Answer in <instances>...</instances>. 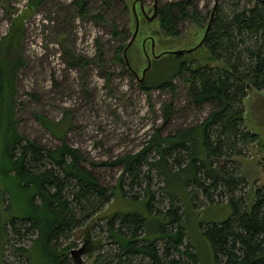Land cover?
Segmentation results:
<instances>
[{
	"label": "rangeland",
	"instance_id": "obj_1",
	"mask_svg": "<svg viewBox=\"0 0 264 264\" xmlns=\"http://www.w3.org/2000/svg\"><path fill=\"white\" fill-rule=\"evenodd\" d=\"M86 1L91 15L100 13L102 16L98 23L79 14L75 0H43L37 7L30 6L28 0H0V42L9 32L10 24L21 19L18 21L22 23L24 32L19 55L23 63L15 70L13 96L17 132L40 145L54 147L60 139L45 130L34 118L35 114L63 125L64 141L79 150L83 157L81 165L90 169L96 179L113 192L98 211L90 212L88 219L83 218L81 224L57 239L58 245L67 247L65 264H93L96 256H100L101 264H120L123 258L118 256L124 254L116 243H108L105 238L107 219L114 214L126 213L148 217L146 201L149 194L143 197L142 191L147 186L144 178L147 170L146 166H139L136 180H132L130 173L123 171L120 165L103 163H110L124 153L131 155L143 149L147 139L153 137L157 129L161 136H171L207 116L213 106L208 102L200 107L188 103V84L176 73V64L181 59L199 56L201 62L205 61V57L210 60L208 67L223 68V60H211L205 46L190 52L185 50L192 48L203 37L214 1L221 10L219 13L226 15L241 5L251 6L254 0H194L193 5L203 19L199 21V18L186 16L180 19L176 27L177 36H165L159 30L158 11L150 20L147 19L154 13V3L157 10L159 5L175 0ZM132 7L139 23L131 40L136 28ZM112 22L117 26V36L111 33ZM96 41L101 48L102 62L95 55ZM119 43L123 45L120 54L127 65L113 61ZM180 49L178 57L173 51ZM8 55L10 57V53ZM78 56L88 61L78 63ZM148 60L150 64L145 68ZM148 72L152 81L155 77L171 79L174 93L167 89L142 90L140 82ZM242 101V125L257 136L254 143L245 146L243 156L233 158L240 164V169L236 164L238 173L245 181L236 194L244 193L248 210L253 203L255 188L264 183V168L259 161L264 153V92L250 86ZM170 102L171 112L164 123L162 104ZM155 173V170H149L148 174L150 181L147 189L154 195L150 201L151 213L168 207L166 193L175 194L187 240L180 250L192 248L202 264H213V253L202 235V228L212 221L227 219L229 203L223 202L218 206L206 204L199 190L191 196L184 189L181 175L174 170L170 173L162 171L167 183L164 185L165 193L160 189L162 178ZM9 198L7 192L0 195V231L3 220L14 213L12 205L9 206ZM75 218H81V213L77 212ZM118 223H114V228L121 229ZM18 224L12 228L5 223L2 228L5 234L0 237V264L2 259L3 264L31 263L19 256L15 248L28 247L34 235L25 230L27 224ZM165 228L168 229V226ZM141 234L143 231L139 230ZM158 245L162 246V241ZM180 256L181 261L191 264L185 255ZM35 258L32 257L33 260ZM131 264H146V260L131 259Z\"/></svg>",
	"mask_w": 264,
	"mask_h": 264
},
{
	"label": "trees",
	"instance_id": "obj_2",
	"mask_svg": "<svg viewBox=\"0 0 264 264\" xmlns=\"http://www.w3.org/2000/svg\"><path fill=\"white\" fill-rule=\"evenodd\" d=\"M28 1L30 6L37 7L43 0ZM193 1H167L158 6V28L165 36H177L176 27L185 16L199 18V21L203 19ZM74 3L79 14L97 23L101 19L100 13L90 14L86 0H75ZM220 11L216 5L201 46L207 48L211 60H223V68L208 67L210 60L205 57L201 62L199 56L181 59L176 64V73L188 84V103L200 107L208 102L213 106L207 116L171 136H161L157 129L143 149L131 155L124 153L103 164L120 165L123 171L130 173L132 180H136L139 166L144 165L147 186L149 170H155V174L162 178L160 189L165 193L167 183L162 171L170 173L174 170L181 175L184 189L191 196L199 190L206 204L218 206L228 202L230 213L227 219L212 221L202 228V235L213 253V264H264V183L255 188L252 206L247 210L244 193L236 194L245 181L238 173L240 164L233 159L234 156H243L245 146L257 140L256 133L242 125V99L250 86L264 92V0H254L251 6L241 5L230 14L221 15ZM18 20L21 19L10 24L9 32L0 42V195L7 192L9 206L14 208L13 215L3 220L2 228L5 223L12 228L18 223L28 225L25 230L33 232L34 238L28 247L18 246L15 250L30 264H65L67 247L58 245L57 239L81 224L83 218L88 219L90 212L98 211L113 192L99 182L90 169L81 165L83 157L79 150L64 141L63 125L35 114L34 118L45 130L60 139L54 147L40 145L17 132L14 81L15 70L23 63L19 48L24 32ZM111 26V33L117 36L116 24L112 22ZM97 44L96 41L95 55L102 62L101 48ZM117 46L113 61L127 65L120 54L123 45L119 43ZM77 60L78 63L88 61L79 56ZM152 79L149 72L141 79L142 90L167 89L174 93L171 79ZM162 105L165 123L172 104ZM262 147L264 150V145ZM259 161L264 168V153ZM234 163L238 165L233 166ZM147 186L142 188L143 197L149 194L147 218L126 213L114 214L107 219L105 238L108 243H116L124 254L118 256L123 258L120 264H131V259L135 258L139 261L145 259L146 264H188L181 261L180 255H185L191 264H202L190 244L191 250H180L187 240L175 194L166 193L168 207L151 213L150 201L154 195ZM191 187L195 189L193 192ZM77 212L81 213V218H75ZM116 221L121 229L114 228ZM2 228L0 237L5 234ZM139 230L143 234L139 235ZM161 241L163 245L159 246ZM99 257H95L93 264H101ZM1 262L3 264V259Z\"/></svg>",
	"mask_w": 264,
	"mask_h": 264
},
{
	"label": "water",
	"instance_id": "obj_3",
	"mask_svg": "<svg viewBox=\"0 0 264 264\" xmlns=\"http://www.w3.org/2000/svg\"><path fill=\"white\" fill-rule=\"evenodd\" d=\"M216 2L214 1V3H213V8H212V12L210 13V15H209V21H208V23H207V25H205V27H204V34H203V37L198 41V43L196 44V45H194V46H192V48H190V49H188V50H185L186 52H190V51H192V49H196V48H198L199 46H201L202 44H203V39H204V37L206 36V34H207V32H208V27H209V25L211 24V21H212V19H213V13H214V11H215V8H216ZM141 8V7H140ZM153 8H154V13H153V15H151L149 18H147L148 20H150L155 14H156V8H155V3L153 4ZM132 9H133V7H132ZM142 9V8H141ZM133 12H134V19H135V21H136V28H134V31H133V35H132V38H131V40L134 38V36L136 35V29L138 28V21H137V18H136V13H135V10L133 9ZM131 40L126 44L127 46H128V44L131 42ZM126 46V47H127ZM182 49H180V50H176V51H173V53L174 54H178V53H180V51H181ZM158 55V53L155 55V57ZM150 64V61L148 60V64L146 65V67L145 68H147L148 67V65ZM144 72V71H143Z\"/></svg>",
	"mask_w": 264,
	"mask_h": 264
},
{
	"label": "flooded vegetation",
	"instance_id": "obj_4",
	"mask_svg": "<svg viewBox=\"0 0 264 264\" xmlns=\"http://www.w3.org/2000/svg\"><path fill=\"white\" fill-rule=\"evenodd\" d=\"M157 11V10H156ZM124 53H122V55H123ZM124 57V56H123Z\"/></svg>",
	"mask_w": 264,
	"mask_h": 264
}]
</instances>
